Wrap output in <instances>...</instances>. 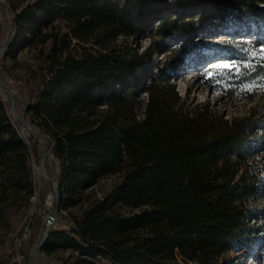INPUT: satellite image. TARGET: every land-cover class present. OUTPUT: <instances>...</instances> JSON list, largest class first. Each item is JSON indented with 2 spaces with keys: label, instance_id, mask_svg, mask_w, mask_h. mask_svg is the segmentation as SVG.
I'll use <instances>...</instances> for the list:
<instances>
[{
  "label": "trees",
  "instance_id": "trees-1",
  "mask_svg": "<svg viewBox=\"0 0 264 264\" xmlns=\"http://www.w3.org/2000/svg\"><path fill=\"white\" fill-rule=\"evenodd\" d=\"M0 12V71L8 59L27 73L32 101L20 116L53 145V210L68 220L50 226L41 254L55 264H264V59L238 63L239 75L213 71L226 94L257 86L240 92L251 103L240 116L191 106L170 82L184 66L235 57L237 38L264 44V0H7ZM19 125L0 97L1 220L34 195L35 150Z\"/></svg>",
  "mask_w": 264,
  "mask_h": 264
},
{
  "label": "rangeland",
  "instance_id": "rangeland-1",
  "mask_svg": "<svg viewBox=\"0 0 264 264\" xmlns=\"http://www.w3.org/2000/svg\"><path fill=\"white\" fill-rule=\"evenodd\" d=\"M6 1L7 0H0V3L5 6ZM3 13L8 19L9 16L7 11L5 10ZM0 20L2 23V31H4L5 26L1 19V12ZM218 37L208 41L219 42L226 39L225 37L223 40H218ZM252 38L253 36L249 35L246 39L237 38L231 41V43L229 42L230 45H233L237 49V55L235 57H238L241 62H237V59L235 60V57L233 56H226L222 59L213 58L212 62L224 63L236 61L237 63H248L251 60V57H249L248 51L246 50H252V48L259 49L260 45H264L262 43L256 45L257 47L255 48L249 47L248 44L252 43ZM4 41H2V45L4 44ZM147 44V39L140 41L137 46L138 51H143ZM204 53L211 56L213 51L207 46L204 49ZM161 57H163L162 60L158 61ZM167 57V52L161 56H157L156 67H159L161 62ZM26 59L29 58L25 54H20L17 57L19 62H23ZM212 62L197 66L196 68L184 66L177 71V74L170 82L174 85L178 94L182 98L186 99L187 103L191 106L197 103H209L210 107L218 110L219 112H223L228 117L243 115L248 110L251 103L240 98V92L244 91L248 85L245 84L239 87H237V85H229L227 86V89H229L227 94L221 92L218 87L217 80L214 79L216 76L213 75L210 80L207 78V73L209 71L213 73L214 70H222L219 68H213ZM5 65L6 70L2 72L0 71V97L5 104L9 106V113L12 117L10 109L11 98L14 103L15 112H17L18 115H20L21 110L29 105L32 100L30 92L22 87V81L26 79L28 80L25 70L12 68L8 59L5 61ZM221 75H227V77L230 76V74H226L225 72ZM207 79L210 81L211 87L204 84ZM28 84L31 87V93H36V89H34L35 85L29 82ZM12 121L15 122L13 117ZM18 131L27 146L29 148L33 147L35 150L29 159V166L34 178L35 189L34 195L30 200V205L27 208L17 210L10 208L5 213V218L2 220L0 219V258L11 257V259L18 262V264H22L25 257H29V255H31L33 257V261L38 258L42 264H55L52 258H46L39 252V249L30 253V248L32 245L34 246L39 243L44 228L43 226H45V223L54 212V195L52 193L53 185L50 183V180L46 178L49 177L54 179L56 177L58 165L51 154H47L43 160V156L48 150V144L45 139L36 134L34 129L33 131L25 132L23 126L20 124L18 126ZM40 161L43 162L41 169L46 178H42L38 175ZM51 225L55 229L66 230L68 220L64 217V215L55 214L54 219L51 221ZM258 254H260V256H264V244L261 246V250Z\"/></svg>",
  "mask_w": 264,
  "mask_h": 264
},
{
  "label": "water",
  "instance_id": "water-1",
  "mask_svg": "<svg viewBox=\"0 0 264 264\" xmlns=\"http://www.w3.org/2000/svg\"><path fill=\"white\" fill-rule=\"evenodd\" d=\"M1 51H4V48L1 49ZM11 98V96H10ZM10 109H11V112H12V117L14 119L15 122H18L20 123L23 128H24V131L27 132V131H33L32 127L30 126V124L28 122H26L25 120H23L20 115H18L17 112H15V108H14V103H13V100L11 98V101H10ZM36 134L39 136V134L36 132ZM40 137V136H39ZM52 148H53V145L51 144L49 149L47 150L46 154L43 156V160L45 159V157L47 156V154H51V151H52ZM42 161H40L39 163V169H38V175L42 178H46L45 175L43 174V171L41 169V166H42ZM48 180H50V183L53 185V194L56 196V186H57V183L55 182L54 179H51V178H46ZM55 214H56V210H54L53 214L51 215V217L47 220V222L45 223V226H44V229H43V232H42V235L40 237V241L39 243H37L36 245H32L31 248H30V253L32 252H35L37 249H39L44 240L46 239L47 237V232L50 228V225H51V221L54 219L55 217ZM42 264L40 263L39 259L37 258L36 260L33 261V257L31 255H29L28 257V262L27 264Z\"/></svg>",
  "mask_w": 264,
  "mask_h": 264
},
{
  "label": "snow or ice",
  "instance_id": "snow-or-ice-1",
  "mask_svg": "<svg viewBox=\"0 0 264 264\" xmlns=\"http://www.w3.org/2000/svg\"><path fill=\"white\" fill-rule=\"evenodd\" d=\"M248 51L249 57L255 59V58H259V59H264V45H260L259 49H252V50H246ZM213 68H219L222 70L227 71L228 73H233V71L235 72V74L239 75L241 72V65L238 64L236 61H231V62H224L221 64H215L212 65ZM243 67H251V63L250 61L246 64L243 65ZM223 74V73H221ZM213 73L211 71H209L207 73V78L211 79L213 77ZM262 80H264V77L261 78ZM257 86L255 85V83L246 86V90L251 92L256 90ZM259 88L264 89V83H262L261 85H259Z\"/></svg>",
  "mask_w": 264,
  "mask_h": 264
},
{
  "label": "bare ground",
  "instance_id": "bare-ground-1",
  "mask_svg": "<svg viewBox=\"0 0 264 264\" xmlns=\"http://www.w3.org/2000/svg\"><path fill=\"white\" fill-rule=\"evenodd\" d=\"M224 38H225L224 35H220V36L218 37V40H223ZM215 64H221V62H212V65H215Z\"/></svg>",
  "mask_w": 264,
  "mask_h": 264
}]
</instances>
